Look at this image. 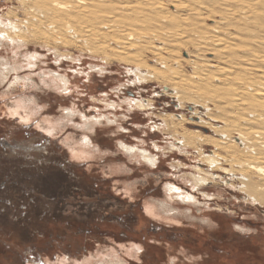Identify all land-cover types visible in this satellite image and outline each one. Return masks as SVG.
<instances>
[{
	"label": "rangeland",
	"instance_id": "obj_1",
	"mask_svg": "<svg viewBox=\"0 0 264 264\" xmlns=\"http://www.w3.org/2000/svg\"><path fill=\"white\" fill-rule=\"evenodd\" d=\"M192 1L178 0L180 8L191 7L182 11L176 0H153L155 13L167 9L170 21L178 16L175 23L181 25L147 15L152 19L145 18L147 29L156 25L168 40L151 38L167 45L160 53L147 48L139 54L145 68L161 77L140 78L135 64L117 58L133 53L131 48L123 53L115 43L117 30L97 29L107 33L100 39L109 44L106 58L90 53L61 26L53 28L48 21L53 13L31 20L38 15L32 0H0V264H111L116 258L122 264H264V204L248 199L241 172L226 160L225 149L212 143L234 134L224 125L227 117L252 118L256 112L251 107L238 112L228 101L226 111L217 109L225 95L204 79L201 67L213 69L217 60L214 50L201 45V36L216 34L225 49L232 45L241 55L264 50V43H254L243 20L231 19L233 27L221 23L218 5ZM112 14L125 17L122 9ZM74 24L80 29V22ZM8 31L14 40L6 37ZM174 31L183 32L173 44ZM160 71L178 78L167 80ZM195 85L197 93L190 91ZM179 133L209 141L185 147ZM213 151L219 167L202 158ZM205 173L215 178L194 186L192 175ZM168 185L195 200L169 194Z\"/></svg>",
	"mask_w": 264,
	"mask_h": 264
},
{
	"label": "bare ground",
	"instance_id": "obj_2",
	"mask_svg": "<svg viewBox=\"0 0 264 264\" xmlns=\"http://www.w3.org/2000/svg\"><path fill=\"white\" fill-rule=\"evenodd\" d=\"M134 1L135 2H133V3H137L136 0H134ZM154 1L158 2V0H154ZM173 1H175V0H172V2ZM32 2H33V5H34V7L32 9H33V11L35 13L38 12L37 13L38 15L35 14L37 16H35L31 20L36 22V21L40 20L39 17L41 15H39V14H42V16H43L44 13L48 14V15L50 13H53L52 15H54V16L52 18H49L50 20L48 19V21L52 23V27L55 28L58 25L61 26V29L62 28L64 29V30H62V32L65 31V34H68V33L71 34L72 38H74L76 40H81L82 42H80V43H83L84 45H86L85 47H87L90 50L89 51L90 53L92 52V53H95V54H103L106 58L110 57L109 55H111V54H109L107 52V50H106V47L109 45L107 43V40L104 39V41H101L102 37L105 38L106 37L105 34H107V33L104 34V33L101 32L102 34H100L99 31L101 29L102 30H108L109 29L108 31H110L112 29L113 30L114 29L117 30L115 43L116 42L119 43V46H120L119 48L123 50L122 51L123 53L126 51L125 53L128 52V54H129L130 51H128L129 49L127 50V48H131L132 49L131 52H133V53H130L132 55L129 54V55L126 56V55L121 54L122 56L121 55L117 56L118 60L130 63V64H132V63L135 64V68H136L135 70L137 71V75L140 78L147 77V76H149L151 78L152 77L153 78H157V77L160 78L161 77L159 75L156 76L155 72H149V70H147L148 68L147 69L145 68L146 65L148 67V64L145 63V61H143L144 58L141 59L142 57L140 58V56H139V54H141V56H142L143 53H141V52L143 51V49L145 50V49L149 48L154 53V51L158 52L160 49L164 48L163 47L164 43L162 45L160 43L159 44H153L154 41L152 42V41H149V40L151 38L153 40H155V39H158V40L159 39H164V38H166L167 34L165 32L163 33V32L158 31L156 25L153 26V27H150L152 29H150V28L147 29V27L145 26L146 23L145 24L143 23V22H146L145 18H148L147 15L155 13V9H157L155 7L157 4H155V6H154L153 0L152 1L151 0H140V2L137 3L138 5L141 3L142 5L140 4V6H137L136 4L130 3V2H132L130 0H32ZM176 2L175 3L177 5L179 2H178V0H176ZM195 2H197V3L199 2V4H200V0H197V1L194 0L193 3L197 4ZM206 2H207V6H210L211 2L214 5H218L217 6L218 7V11L217 12L219 14L218 13L217 14H218V17H220L218 19L221 20V23L223 22L226 25L228 24V25L232 26L233 23H232L231 19L232 20L234 19V21H233L234 23H235V18L239 19V20H243V21L246 22V25L248 26L247 28H251V33L250 34H249L250 30L246 31L244 29L245 32H248V33H245L246 36L248 37V34H249L250 36H252V38L254 37L255 38L254 40L256 42H254V41H252V42H254L257 45H259L258 43H260V44L264 43V0H207ZM175 3H173V4H175ZM180 4H178L177 6L179 7ZM213 4L211 6H213ZM207 6H206V8L208 9ZM184 7H186V6H184ZM184 7H181V8H184ZM188 7H190V6H188ZM188 7H186V8H188ZM181 8H180V10H181ZM204 8H205V5L203 6V9ZM118 9H122L124 11L123 15H125V17H114L112 12L113 11L117 12ZM159 9L160 8L158 7V10ZM162 10H160V11L162 12ZM183 10L185 11V8L182 9V11ZM188 10L190 11V9H186V11H188ZM209 10H210V8L208 10H206V11H209ZM212 10L213 9L211 8L210 12ZM166 11H167V9H166ZM166 11H163L164 12V13L162 12L163 14L160 13V15L162 14L161 16L158 14V11H157V13H155V16L159 15L160 18L158 17L157 19H155V21H157V20H161V21H164V22L168 21V20L170 21V17H169L170 15L168 14L169 12L167 11L168 12L167 13ZM182 11H181V13H183ZM118 13H121V12H118ZM179 14H180V12H179ZM215 14L216 13L213 12V15H215ZM138 15L141 16V17H138ZM198 16H200V15H198ZM202 16H203V14H202ZM30 17L32 18L33 14ZM54 17H56V18L58 17V18L55 19ZM177 17H175V18L177 19ZM175 18L172 21H170V23L171 22H172V24H174L175 22L178 23L177 21H175ZM182 19L183 18H181V20ZM218 19H215V22H214V23H216L215 25H217V26L221 25V24H218L219 23L218 21H220ZM149 20H152V19L148 18V21ZM182 21H184V20H182ZM212 21H213V19H212ZM30 22H32V21H30ZM79 22L81 24L80 25V29L78 28L79 25L76 27V24H74V23H79ZM150 22H152V21H150ZM184 22H185V24H186V22L188 23V21H184ZM157 23H159V21ZM161 24L163 25V23H161ZM151 25H153V24H151ZM157 25H159V24H157ZM176 25L177 26L179 25L178 27H180L181 24H176ZM176 25H172V26H174L176 28L177 27ZM188 25H190V24L188 23ZM49 26H51V25H49ZM233 26H236V25L233 24ZM16 27L12 26L10 28L12 30H10V29L9 30L13 31V34H14L18 30V29H16ZM27 27H29V26H27ZM100 27H101V29L98 31L97 29L100 28ZM170 27H171V24H170ZM206 27L207 26L205 25V28ZM219 27L220 26H218L216 29L218 30ZM220 28L222 29V26ZM160 29H162V31H166V30H163L164 28H160ZM170 29H172V28H170ZM180 29L182 30V26H181ZM225 29H227V28H225ZM235 29H237V28H235ZM32 30H33V28H32ZM196 30H198V29H196ZM220 30H218V31H220ZM238 30H243V29L242 28H240V29L238 28ZM167 31H169V29ZM175 31H174V33L169 35L171 37V38L169 37V39H171V40L174 39L172 41V43L173 42H177L178 43L179 37L182 38V34L181 33L183 31L181 33H179V34L175 33ZM27 32H28V29H27ZM62 32H61V34H62ZM81 32L83 33L82 35L80 34ZM111 32H113V31H111ZM184 32H185V30H184ZM200 32H202V30ZM221 32H223V31H221ZM238 32L240 33V31H238ZM18 33H20V31ZM21 33H23V32H21ZM149 33L151 35L147 36ZM186 33H188V32H186ZM193 33H195V32L193 31ZM230 33H231V31H229V35H230ZM9 34H10V32L8 31L5 34L6 37L10 38L11 40H14V39H12V38H14L13 35H11V34L9 35ZM202 34L204 36L203 35L202 36L199 35V36H201V38H202V40L204 42H203V44H201L199 42L198 43L201 44L202 46L203 45L204 46H208L206 49L214 50L215 53H213V54H212V52H210V53L212 54V57L215 60H217V64H215L213 69H210V68H208V69L206 68L205 69L203 67L204 65L203 66L200 65V66H202L201 67L202 68L201 69L202 70V74L203 75L206 74V76H207V77H205V76H203V77H205L204 79H206V78L211 79L209 85H207V86H211L210 89H214L215 88V89H217V91H222L223 92L222 94L225 95L224 96L225 100H224V98L220 99V100H224V101H222L223 105L220 106L219 104H217V105H214V106L217 108V106L219 105L218 106L219 108H217V109H220L221 112L222 111H226L230 104H231L232 108H234L236 110L238 109L237 110L238 112H241L240 111L241 109L246 111L244 109L246 107L247 108L251 107V109H253V110L255 109L254 112H256V113H254V115H252V118H247L248 116H251V115H248L247 117H244V116L241 117V115H238V116L235 117L234 114L236 115V113H233V116L227 117L226 120H224L225 121L224 125L225 126L226 125L227 126L228 125L231 126V128H230L231 131L229 133L234 132V134L233 135L230 134L228 136L225 135V136H227V140L226 141H224V139L219 140V141L217 139H215L214 141H212V143L214 144L215 149L216 148L225 149V151L227 152V156H228V157H226V160L228 162H230L231 165H233V168L236 167L237 171L241 172L240 180H241L242 186H240V187L243 188V190H244L245 194L247 195L248 199H250L252 201H255V202H258V203L264 204V53H262L264 50H260V51L259 50H253V51L251 50L252 52L248 51V52H245V53H248V54L241 55L238 52H236V50H235V48L237 49V47H235L236 45L234 46L235 48H233L232 45L229 46V44H228L227 47L230 48V50L228 51L227 48L225 49L224 47H225V43L226 42L222 41L224 39L217 38V36H215L216 34L213 33L214 35H212V36H207L203 32H202ZM240 34H242V33H240ZM21 35H23V34H20V36ZM98 35H101V37H99ZM185 35L183 36L184 38H185ZM14 36H16V38L18 37V35H14ZM63 36H64V34H63ZM63 36H61V37H63ZM145 36L147 38H145ZM243 36H245V35H243ZM218 37H220V36H218ZM227 37H229V36H227ZM201 38H200V40H201ZM252 38H249V39H252ZM240 39H242L241 36H240ZM171 40H169V41H171ZM53 41H54V39H53ZM180 41L181 42H179V43L183 44L182 40H180ZM243 41L244 40L242 39V43H243ZM246 41L247 40H245V42ZM233 42H235V44H236V41H233ZM140 43H141V45L142 44H144V45L142 47H139V46L136 47V44H140ZM191 43H193V42H191ZM238 44L239 43H237V46L239 47ZM243 45H245V44H243ZM171 46H172V44H171ZM195 46H197V45H195ZM210 46H212V47H210ZM248 46H250V45H248ZM197 48L200 51L203 50V49H200L199 47H197ZM124 49H126V50L124 51ZM206 49H205V51H206ZM222 49L227 50L228 52L223 53ZM159 53H160V51H159ZM155 54L157 55V53H155ZM158 59H160V58L158 57ZM205 60H207V59H205ZM160 62H162L161 59H160ZM164 63L162 64L163 68L166 71H168V69L171 70L172 67L170 68L166 64V62H164ZM196 64L197 63L195 61L194 65L196 66ZM172 65H173V63H172ZM196 67L194 69H196ZM157 68H154L153 71L157 70ZM145 69H146V72L143 71ZM250 70L256 71L257 72V73L255 72L256 75H253L254 72L252 73ZM166 71H164V72L160 71V72H162L161 75L163 77H165L167 80L168 79H173V78H178V77H175V75H174V77L172 75H168ZM200 71H199V73H201ZM164 73H166V74H164ZM197 73H198V71H197ZM208 79H206L205 81H207ZM178 81H180V80H178ZM183 81H184V79H183ZM207 82H209V81H207ZM174 87H176V86H174ZM193 87L195 88V90H190V91L194 92V93L195 92L197 93V89H198V88L196 89L197 85H195ZM205 88L204 89L207 91L208 88L207 87H205ZM199 89H201V88L199 87ZM204 89L203 90L201 89V90L206 93V91ZM210 92L211 91H209L207 93H210ZM215 92L216 91H212L213 94ZM184 93H185V91H184ZM220 95H221V93H220ZM220 95H217V97H219ZM220 97H223V96H220ZM216 99L217 98H215L213 100H216ZM213 100H212V102H213ZM220 100H218V101H220ZM227 101H228V103L230 102L229 105H227V103H226ZM143 106H144V104H143ZM258 108L260 109V111L258 110ZM251 109H248V111L250 110L253 113V110H251ZM247 113H249V112H247ZM252 113H249V114H252ZM228 114H229V112H228ZM170 118H172V117L170 116ZM168 121H167V119L165 120V126L167 128L168 127L171 128L172 127L170 125L171 122H168ZM224 125L220 126V128H224ZM221 130H223V129H221ZM224 130L227 131V129H224ZM221 132H223V131H221ZM179 134H180L179 135L180 144L182 146H185V147H197L198 143H200V141L204 140V139L206 141H209L207 139L208 136L206 137L205 135H204L205 137H202L204 139H202L201 137H199L197 135L194 137V136H189L187 133H179ZM233 138H235V139H233ZM232 141H235V143L234 142L232 143ZM127 149H129V148L127 147ZM129 151H130V149H129ZM144 153L142 152V156H143L144 159L152 160V157L148 156L149 154L146 155L147 153L146 154H144ZM218 157L219 156L214 151L211 154H208V153L205 154L204 153V155L202 156L204 162H206L207 164H209L210 166H213V167L216 166L219 163V161H218L219 158ZM217 167H219V166L217 165ZM222 169H223V171L228 172L227 168H222ZM205 174H207V175L206 176H200V175H194L193 174L192 175V184L194 186L200 185V184H203L204 182H206L207 178L208 179L209 178H215V176H213L212 173H205ZM168 186H169L168 187V193L169 194L171 192L172 193L175 192L176 196L180 197L181 199H185L186 201L195 200V197L192 194H188V193L183 194L182 192L179 191V189H177L173 185H168ZM171 196H172V194H171ZM110 261H111V264H122V261L118 260V258H116L114 260L111 259Z\"/></svg>",
	"mask_w": 264,
	"mask_h": 264
}]
</instances>
